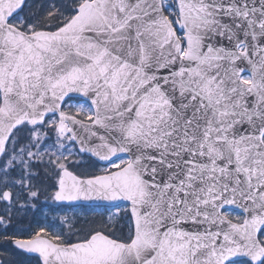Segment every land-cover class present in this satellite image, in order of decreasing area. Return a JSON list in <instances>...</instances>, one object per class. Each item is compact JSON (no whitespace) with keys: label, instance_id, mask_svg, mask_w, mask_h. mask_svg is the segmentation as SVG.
<instances>
[{"label":"snow or ice","instance_id":"1","mask_svg":"<svg viewBox=\"0 0 264 264\" xmlns=\"http://www.w3.org/2000/svg\"><path fill=\"white\" fill-rule=\"evenodd\" d=\"M0 264H264V0H0Z\"/></svg>","mask_w":264,"mask_h":264}]
</instances>
